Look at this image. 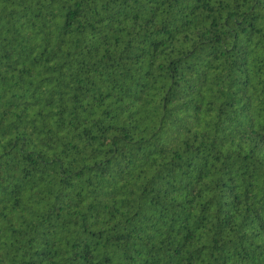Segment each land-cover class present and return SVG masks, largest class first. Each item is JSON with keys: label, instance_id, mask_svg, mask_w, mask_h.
Wrapping results in <instances>:
<instances>
[{"label": "trees", "instance_id": "1", "mask_svg": "<svg viewBox=\"0 0 264 264\" xmlns=\"http://www.w3.org/2000/svg\"><path fill=\"white\" fill-rule=\"evenodd\" d=\"M0 264H264V0H0Z\"/></svg>", "mask_w": 264, "mask_h": 264}]
</instances>
